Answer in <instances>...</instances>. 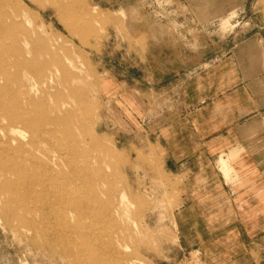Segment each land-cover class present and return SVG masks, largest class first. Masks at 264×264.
I'll use <instances>...</instances> for the list:
<instances>
[{"label":"rangeland","instance_id":"1","mask_svg":"<svg viewBox=\"0 0 264 264\" xmlns=\"http://www.w3.org/2000/svg\"><path fill=\"white\" fill-rule=\"evenodd\" d=\"M15 1L29 16L0 8V264H206L181 243L184 175L154 127L172 76L156 32L177 28L176 0ZM208 1L231 7L189 35V71L230 33L262 39L264 59V0Z\"/></svg>","mask_w":264,"mask_h":264},{"label":"crops","instance_id":"2","mask_svg":"<svg viewBox=\"0 0 264 264\" xmlns=\"http://www.w3.org/2000/svg\"><path fill=\"white\" fill-rule=\"evenodd\" d=\"M175 3L179 11L167 23L177 28L156 32L172 37L154 47L171 53L172 76L165 116L154 127L168 163L184 175L175 214L181 243L206 264H264L263 40L230 33L216 58L189 71L188 61L183 63L189 35L201 31V20L220 19L231 3ZM185 4L195 10L185 11Z\"/></svg>","mask_w":264,"mask_h":264},{"label":"bare ground","instance_id":"3","mask_svg":"<svg viewBox=\"0 0 264 264\" xmlns=\"http://www.w3.org/2000/svg\"><path fill=\"white\" fill-rule=\"evenodd\" d=\"M0 8H6L7 10L9 9L11 12H13L18 18L23 19L26 16H29V12L28 10L21 4H18L15 0H0ZM2 52H0V57L2 56ZM21 65H27V61L24 59L23 55L20 54L18 55V59H17ZM1 91V88H0ZM10 122L13 126V132L14 133H20L18 130H16L15 126L17 124H22V125H28L29 124V120L24 116V115H20V114H14V116L10 117ZM6 138L11 142L14 143L16 141L15 138L13 137H8L6 135ZM33 140H30V144H33ZM22 148V145H19ZM37 151L41 153L40 148H37ZM43 156L44 154L41 153ZM48 156V154H45ZM36 158L34 156H32V159ZM39 159H34L33 161L35 163H39L38 162ZM8 165V164H7ZM12 184V183H11ZM78 226V225H77ZM117 248V247H116ZM122 257V256H121ZM120 257V258H121ZM123 260V259H122ZM119 261V260H117Z\"/></svg>","mask_w":264,"mask_h":264}]
</instances>
